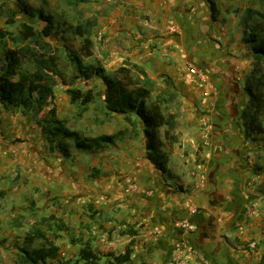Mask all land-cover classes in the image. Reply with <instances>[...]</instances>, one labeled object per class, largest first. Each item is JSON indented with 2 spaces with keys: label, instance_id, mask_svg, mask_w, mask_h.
<instances>
[{
  "label": "crops",
  "instance_id": "crops-1",
  "mask_svg": "<svg viewBox=\"0 0 264 264\" xmlns=\"http://www.w3.org/2000/svg\"><path fill=\"white\" fill-rule=\"evenodd\" d=\"M85 2L93 6L87 21L93 24L89 35L95 44L86 62L102 66L108 74L129 62L143 67L154 80L169 78L185 112L177 118L178 142L167 144L161 133L168 174L149 162L143 131L128 123L123 124L121 139L91 151H79L68 141L71 159L51 153L41 133L46 162L33 168L35 183L27 189L33 197L29 201L25 197V202L36 206L37 216L52 213V219L63 226L62 238L55 241L60 257L53 262L69 260V252L79 253L89 244L101 256L98 264H118L114 257L131 244V259L124 264H264V133L248 135L242 115L249 103L245 87L254 69V56L242 42L244 20L247 10H264L263 3ZM212 3L217 8L215 20ZM192 67L202 76L191 74ZM85 82L90 84L87 91L93 84H102L105 91L99 79ZM64 86L65 105L56 101L55 111L69 129L88 137L120 131L105 124L96 134L87 133L81 124L72 127L69 119H84L87 111L79 115L66 93L71 87ZM9 111L17 110L0 104V153L16 162L20 146L13 140L16 133H25L22 127L17 132V123L25 117L8 116ZM103 111L106 119L123 118ZM260 122L264 128V112ZM132 183L138 190L125 192ZM252 202L258 206L250 216ZM194 205L198 211L192 214ZM182 219L193 221L196 231L178 229L176 222ZM15 233L4 235L1 244L14 246V238L9 237Z\"/></svg>",
  "mask_w": 264,
  "mask_h": 264
},
{
  "label": "trees",
  "instance_id": "trees-1",
  "mask_svg": "<svg viewBox=\"0 0 264 264\" xmlns=\"http://www.w3.org/2000/svg\"><path fill=\"white\" fill-rule=\"evenodd\" d=\"M264 3V0H260ZM21 13L31 18H37L45 23L43 28L24 24L18 33L0 29V104L4 107L21 110L22 113L39 114L50 106L55 99L58 85L57 77L64 79L58 72V57L54 54L56 48L48 41L56 35L59 23L43 9L30 7L25 0H17ZM213 19L217 8L212 3ZM245 30L242 42L249 47L254 56V69L248 78L245 90L249 96L242 115L248 135L263 134L264 128L260 117L264 112V96L260 93L264 87V12L249 9L244 20ZM93 28L91 21L84 24L71 25L65 32L82 40L79 51L66 49V59L74 71V78L89 81L99 79L105 86L102 94L93 90L83 91L77 87L66 90L79 115L88 110L91 104L101 99L105 114L122 115L133 130L141 129L145 137L146 158L162 174H168V154L164 150L166 143L178 142L175 134L177 116L175 113H165L169 105L178 102L177 88L169 78H164V87L158 88L157 80L152 79L143 67L126 62L125 65L108 74L97 64L87 63L86 59L94 54L95 44L89 35ZM9 42L16 45L12 50ZM157 92L154 101H150ZM102 96L103 99H102ZM104 112V111H103ZM49 118L41 119L38 124L46 139L51 153L57 152L64 159L72 158L71 144L79 151H91L103 145L114 144L121 139L125 131L115 135L88 137L78 131L68 128L66 120L56 117L55 109H50ZM164 130L165 142L161 138ZM61 224V228H62ZM41 242V245H37ZM133 250L131 244L124 254L115 256L118 264L130 261ZM60 247L50 238L46 231L39 228L27 233L18 246L16 264H50L58 260ZM101 256L94 252L89 244H85L78 253V261L82 264H98ZM63 264V263H61Z\"/></svg>",
  "mask_w": 264,
  "mask_h": 264
},
{
  "label": "rangeland",
  "instance_id": "rangeland-1",
  "mask_svg": "<svg viewBox=\"0 0 264 264\" xmlns=\"http://www.w3.org/2000/svg\"><path fill=\"white\" fill-rule=\"evenodd\" d=\"M25 1L32 8L43 9L46 14L51 15L60 24L57 34L50 36L48 41L56 48V50H54V54L59 60L57 70L62 75L64 82L62 78L57 77L58 95L55 98L56 100H53L50 106L41 113L35 114L31 112L24 114L21 110L8 112V116L11 117L20 115L25 117L24 122L17 123V132H19L18 130L22 127L25 133H16L19 136H16V134L14 136L13 143L20 146L16 162H14V158L10 155L0 153V264H16V252H18L17 247L22 244L25 235L36 228L46 231L50 238L54 241L62 238L59 234L61 231V224H58L56 220L52 219V213H44L37 216V213H34L36 211V206L34 204L32 205L31 202H25V197H27L26 200L28 201L33 197V194L30 195L27 192L28 187L31 186L30 184L35 183V177L33 174L36 173V170L33 168L38 162H46V158L44 156V149L46 146L42 138L43 136L41 134V128L38 121L50 117V109L56 110V101H60L62 106L65 105L66 95L63 92L65 87L64 85L77 87L83 91H87L86 85L89 84V82L74 78V71L69 66L66 59L65 47H68V50L77 52L81 48L82 40L65 31L71 25L86 23L88 16L93 12V6L90 3L87 5L85 0ZM262 11L264 12V10ZM24 24L32 25L36 29L43 28L45 26V23L39 19L31 18L26 14L21 13L17 6V0H0V29L18 33ZM92 30L93 29L91 28L89 33ZM9 46L12 50H17L18 48L16 45H13L12 42H9ZM1 64L2 62H0V66ZM157 83L159 89L164 87L163 80L158 79ZM92 90L97 94H102V84H93ZM261 94L264 95V87L261 89ZM156 95L157 92L152 96L150 101H154ZM178 95L179 99L177 104L173 103L165 109V113L167 115L169 113H175L177 118L185 112V110L183 111L184 104L180 100L179 92ZM96 117L97 121L95 122L94 119ZM75 118H68L72 127L77 129L81 124L87 133L93 132L94 134L98 133V127L100 124L101 127H103L102 125L104 124L107 125V127L116 126V130L120 128L119 130L122 131L125 129L123 124L126 123L124 118L115 117V120L113 118L106 119L102 110L101 99H97L95 104H91L88 107L86 117L84 119L80 120ZM89 119L91 120L90 123L86 124V121ZM100 120H102L101 123L99 122ZM34 129L35 132H33ZM164 130L165 129H162L161 133ZM36 132L39 133L35 134ZM29 134H35V137L29 136ZM83 135H85V133ZM36 187L38 188V186ZM38 190L39 189H37V191ZM32 192L35 193V187L32 188ZM50 194L51 193L46 195V197ZM11 198H13V200H11ZM28 211L29 213H27ZM11 229L13 231L16 230V233L10 235L9 238H14L13 241L16 243L14 246L10 245V247L3 246L1 244V240H3V236L7 235L8 232L11 234ZM37 245H41V242H38ZM69 254L72 255V257L69 258V260H63V264H81L78 261V253L69 252ZM51 263L61 264L53 261Z\"/></svg>",
  "mask_w": 264,
  "mask_h": 264
},
{
  "label": "built area",
  "instance_id": "built-area-1",
  "mask_svg": "<svg viewBox=\"0 0 264 264\" xmlns=\"http://www.w3.org/2000/svg\"><path fill=\"white\" fill-rule=\"evenodd\" d=\"M190 73L195 76H199V77L202 76V74L198 72L194 67L190 68ZM137 190H138V186L132 183L126 187L125 192L129 193V192H135ZM257 206H258L257 202H252L248 208V215L253 216L256 213ZM190 211L192 214H195L198 211V207L194 205L191 207ZM176 227L187 233H193L194 231H196V224L189 219L178 220L176 222ZM251 246L252 248H255L256 243H253ZM184 248L187 249V246L184 245Z\"/></svg>",
  "mask_w": 264,
  "mask_h": 264
}]
</instances>
